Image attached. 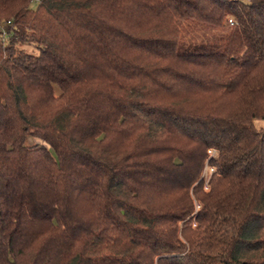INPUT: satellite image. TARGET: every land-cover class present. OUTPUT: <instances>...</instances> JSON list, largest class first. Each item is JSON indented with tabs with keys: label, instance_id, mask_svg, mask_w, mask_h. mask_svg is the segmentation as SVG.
I'll list each match as a JSON object with an SVG mask.
<instances>
[{
	"label": "trees",
	"instance_id": "trees-1",
	"mask_svg": "<svg viewBox=\"0 0 264 264\" xmlns=\"http://www.w3.org/2000/svg\"><path fill=\"white\" fill-rule=\"evenodd\" d=\"M5 22L0 264H264V0H0Z\"/></svg>",
	"mask_w": 264,
	"mask_h": 264
},
{
	"label": "built area",
	"instance_id": "built-area-1",
	"mask_svg": "<svg viewBox=\"0 0 264 264\" xmlns=\"http://www.w3.org/2000/svg\"><path fill=\"white\" fill-rule=\"evenodd\" d=\"M7 24H10L9 22H5V23H0V30L2 31V33L3 34H5L6 33V25ZM212 152H211V154H216L217 153V151L216 150H211Z\"/></svg>",
	"mask_w": 264,
	"mask_h": 264
},
{
	"label": "rangeland",
	"instance_id": "rangeland-1",
	"mask_svg": "<svg viewBox=\"0 0 264 264\" xmlns=\"http://www.w3.org/2000/svg\"><path fill=\"white\" fill-rule=\"evenodd\" d=\"M25 48H26L27 50H30V51H32L31 49H33L32 46H30V45H28V46L26 45ZM32 141H33V142H37V140H34V139H33ZM211 150H212V149H211ZM211 150H210V152H212ZM213 150H215V149H213Z\"/></svg>",
	"mask_w": 264,
	"mask_h": 264
}]
</instances>
